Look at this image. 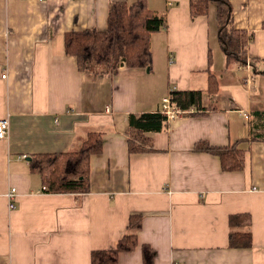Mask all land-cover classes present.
Here are the masks:
<instances>
[{
    "label": "crops",
    "instance_id": "0c3cea01",
    "mask_svg": "<svg viewBox=\"0 0 264 264\" xmlns=\"http://www.w3.org/2000/svg\"><path fill=\"white\" fill-rule=\"evenodd\" d=\"M116 1L125 0H0V118L10 119L0 139V264H91L94 249L118 244L132 214L142 217L139 243L119 264H145L143 244L153 264H264V0H230L233 25L255 34L253 66L227 67L221 49L215 63L214 6L193 17L190 0H147L167 19L150 36L152 68L121 65L95 79L66 53L65 32L104 30ZM208 70L219 79L214 94ZM172 88L202 90L213 108L192 107L147 133L153 150L131 152L128 115L161 110ZM89 130L103 139L90 158V190L46 191L29 157L76 149ZM201 142L240 144L243 169L224 170L220 156L195 148ZM240 212L252 215L251 247L229 245V216Z\"/></svg>",
    "mask_w": 264,
    "mask_h": 264
},
{
    "label": "trees",
    "instance_id": "16d2710c",
    "mask_svg": "<svg viewBox=\"0 0 264 264\" xmlns=\"http://www.w3.org/2000/svg\"><path fill=\"white\" fill-rule=\"evenodd\" d=\"M215 7L218 19V37L226 55V65L237 62L254 65L257 58H249L248 46L255 39L254 32L238 29L233 25V7L230 0H190L191 14L207 15ZM167 27L163 14L151 10L147 0L133 2L116 1L109 5L107 27L100 30L90 27L83 30L65 32V51L76 57L79 70L91 77L112 71L116 73L121 65L134 68H152L153 51L150 36L153 32ZM210 61L212 58L210 56ZM259 71V69H258ZM259 72L264 73V69ZM208 92L219 91V79L208 70ZM171 102L188 111L196 108L193 114L208 111L212 104L203 103V91L199 89L170 90ZM192 113V112H191ZM168 124L167 116L162 110L135 112L128 115V145L131 152L153 150L148 132L163 130ZM103 147L102 134L98 130H89L80 146L76 149L32 154L30 167L40 174L43 186L49 192H78L90 190V158L99 153ZM220 156L224 170H240L244 167V149L240 144L213 146L201 142L195 146ZM231 247H251L253 234L251 229L252 215L240 212L229 216ZM142 225L140 214H132L123 237L118 244L109 249H94L91 252V264H119L121 252L134 250L138 241V230ZM145 264H153L154 250L143 244Z\"/></svg>",
    "mask_w": 264,
    "mask_h": 264
},
{
    "label": "built area",
    "instance_id": "2783aa9c",
    "mask_svg": "<svg viewBox=\"0 0 264 264\" xmlns=\"http://www.w3.org/2000/svg\"><path fill=\"white\" fill-rule=\"evenodd\" d=\"M3 76H6V75L4 74ZM161 110L167 116L168 120H173V119L179 118L182 114L190 111V110L185 111V110L181 109L179 106L173 104L171 102L170 95L165 96L163 98ZM244 116L247 119H249V113L248 112H244ZM9 130H10V119H9V117L8 116L7 117H1L0 118V139L7 138L9 135ZM23 157H26V155H24ZM43 188L45 189L44 186H43ZM16 193H17L16 187H12L8 192V198L10 201V204H9L10 208H14V200L16 198Z\"/></svg>",
    "mask_w": 264,
    "mask_h": 264
},
{
    "label": "rangeland",
    "instance_id": "374dc122",
    "mask_svg": "<svg viewBox=\"0 0 264 264\" xmlns=\"http://www.w3.org/2000/svg\"><path fill=\"white\" fill-rule=\"evenodd\" d=\"M220 49L223 50L222 47L219 45L218 47L216 46L214 48V51H213L214 52V61L218 65H220V63H221V50ZM158 63H160L161 65H163L162 58H161V62H158ZM218 69H219V67H217V71H218ZM235 74L238 77V82H241V84H245L244 83V78L247 75V73L245 72V70H237ZM256 76L258 77L260 75H256ZM255 83H256V85H258V82L257 81ZM244 87H247L251 91L253 89V84L251 86L250 85H248V86H245L244 85ZM241 88H242V93L247 94L249 92L248 90H246V89L243 88V85L241 86ZM235 90L238 93L240 92V88H235Z\"/></svg>",
    "mask_w": 264,
    "mask_h": 264
},
{
    "label": "water",
    "instance_id": "95a60500",
    "mask_svg": "<svg viewBox=\"0 0 264 264\" xmlns=\"http://www.w3.org/2000/svg\"><path fill=\"white\" fill-rule=\"evenodd\" d=\"M147 70L149 71L150 69H149V68H147Z\"/></svg>",
    "mask_w": 264,
    "mask_h": 264
}]
</instances>
